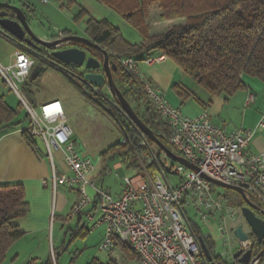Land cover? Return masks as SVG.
Wrapping results in <instances>:
<instances>
[{"label": "built area", "instance_id": "2783aa9c", "mask_svg": "<svg viewBox=\"0 0 264 264\" xmlns=\"http://www.w3.org/2000/svg\"><path fill=\"white\" fill-rule=\"evenodd\" d=\"M48 1L41 0L43 3ZM156 61L157 58L147 57L143 62L151 64ZM122 62L128 69L136 71L133 58L127 57ZM35 64V57L18 50L12 65L0 64V77L26 110L29 116L27 130L43 141L51 161L55 151L63 153L64 165L70 173H58L52 166L48 181L54 188L62 185L76 191L77 200L71 215L80 214L90 204L99 211L98 222L106 227L100 249L110 250L112 238L116 237L137 253V264H208L196 235L188 227L190 220L186 209L193 208L203 219L218 213L222 223L218 231L225 234L223 221L242 217L241 208L246 203L232 206L228 197L216 189L217 185L202 174L241 188L249 202L264 211V150L253 153L248 148L254 129L227 130L216 126L206 111L196 117L185 116L147 80H143V88L170 127L172 152L196 166L198 171L174 162L169 172L178 180L172 183L163 166L158 167L162 177H153L149 166L155 162L154 156L138 155L139 169H134L136 172L132 176L122 178L123 188L118 196H113L104 186H97L91 176L95 163L76 148L62 102L53 99L36 110L18 88L17 83L28 79ZM253 101L254 95L248 94L244 105L250 106ZM261 127H264V113L255 128ZM145 138L143 136L142 144H146ZM42 182L47 183V179ZM88 187L93 189L92 194ZM254 212L263 217L259 210ZM87 217L92 218L93 212H88Z\"/></svg>", "mask_w": 264, "mask_h": 264}, {"label": "trees", "instance_id": "16d2710c", "mask_svg": "<svg viewBox=\"0 0 264 264\" xmlns=\"http://www.w3.org/2000/svg\"><path fill=\"white\" fill-rule=\"evenodd\" d=\"M101 1L134 27L141 39L130 43L107 19L97 20L93 17L86 21L85 35L108 51L110 60L116 65L112 73L116 86L128 102L135 103V113L166 146L169 144L170 127L161 118L143 88V80H150L141 78L137 71L124 66L123 59L131 57L137 64L149 57L145 54L156 51L173 61L187 77L201 85L210 95L229 96L245 88V75L264 82V0ZM152 6L158 7L161 20L177 22L160 34H151L146 16L148 8ZM74 84L88 100L92 101L99 94L89 85ZM173 88L182 98L192 95L180 83L174 84ZM89 92L92 97L88 95ZM114 103L117 101H107L115 111L114 116L122 136L100 152L101 172L106 173L117 162L126 168L139 169L138 155L155 157V162L149 166L151 171L162 168L158 156L151 148L152 142L145 138L146 144L141 143L143 136ZM22 108L19 103V109ZM18 112V109L10 108L0 95V131L27 120L29 124L27 113L23 121L15 120ZM23 137L32 149L36 148L35 138L28 132L27 126L23 129ZM29 211L30 206L25 200L21 183L0 185V263L4 261L9 247L22 237L23 232L16 221L25 217ZM190 225L196 236L201 235L195 224L190 222ZM203 239L209 249L213 248V242L208 237ZM116 245L125 258L138 262V255L130 245L122 242ZM260 249L253 244V255ZM214 258L219 260L220 256ZM262 260L263 257L258 264ZM26 264L37 262L34 258Z\"/></svg>", "mask_w": 264, "mask_h": 264}, {"label": "rangeland", "instance_id": "374dc122", "mask_svg": "<svg viewBox=\"0 0 264 264\" xmlns=\"http://www.w3.org/2000/svg\"><path fill=\"white\" fill-rule=\"evenodd\" d=\"M9 1L14 4H29L30 7L34 9V16L31 21L32 31L35 35L47 37L49 40L67 34L85 37L84 29L89 17H93L97 20L103 18L107 19L120 30L123 38L130 43L138 42L141 38L140 33L134 27L101 0H49L47 3H43L41 0ZM158 15L159 10L157 6L148 8L146 19L151 34H160L177 22L175 20H161ZM62 46H73V43H66ZM18 49L19 48L13 43L0 36V64L3 66L12 65L15 60V53ZM98 57L101 58L100 55H98ZM41 63L43 64V70L38 77L33 81L27 79L25 82L17 83L18 88L36 110L39 109L41 104L53 99H62L66 101L65 111L68 117V125L72 129L74 126L77 128L78 133L76 136L79 150L81 153L89 156L96 165L101 161L100 152L122 136L118 128L117 119L114 116L115 111L107 104V101L112 99L108 87L105 85L100 89V93L94 96L96 97L95 99L92 101L88 100L74 84L75 82L80 85L81 82L70 76L64 70L55 68L49 63ZM92 88L95 89L94 87ZM248 89L252 90L251 88ZM239 92L240 91H236L234 93L236 95L235 98H240ZM250 93L255 96L254 90L248 92V94ZM0 95L3 96L5 103L19 110L17 117L23 119L25 112L19 109L18 97L9 89L1 77ZM88 95H90V92ZM90 96L92 97V93ZM102 97H104V99H102ZM242 99H244V95ZM234 100V104L238 109L234 110L230 125L233 126L237 124L239 126L242 113L246 110L255 108V101H253L250 106H242V104L236 102V99ZM129 103L132 108L135 107L134 102ZM114 104L118 106V102ZM143 104L144 102H142V105ZM194 104H196L194 101H190L189 105H187V109H182L183 114L189 116V113L196 109ZM27 121L23 122V124L28 127ZM35 141L37 145L42 148V140L35 137ZM167 147L173 151L170 144H168ZM151 148L158 156L160 165L167 170H165V173L168 179L172 183H175L178 177L169 172L170 166L174 161L160 151L158 146L153 142ZM53 157L57 172L60 173L64 171L65 165L60 151H55ZM154 170H150L153 172L152 175L154 178H156L157 175L162 177L158 168ZM135 172L136 171L132 168H126L124 164H122L121 168L117 169L114 168V164H112L111 168L103 175L102 183L105 187H110L113 192L118 191L122 185V178L124 176H132ZM216 189L228 197L231 205L245 204L243 198L240 197L234 189L220 186H216ZM67 209L68 206L64 210L63 215L68 213ZM186 210L190 222L195 224L202 233L210 234L216 238L213 247L219 252L221 258L225 262L230 261L231 255L233 254L230 250H236L238 246H230V238L228 235L224 237L217 236L218 226L220 224L218 213L203 219L193 208L188 207ZM98 217V214H96L95 219L97 220ZM234 222L237 223L236 220H234ZM241 222L244 224V229L250 237L254 239V235L250 232L243 218ZM241 222H239V224ZM74 223L75 220L73 219L70 225ZM59 228L60 223L58 220L55 219L53 221L52 219L47 231L19 242L13 249L20 253L19 259L14 264H23L27 255L31 253L37 257V264H90L94 261V258L99 259L103 263L112 264L108 262L109 260L106 257L108 251L102 250L99 247L103 237L100 236L103 226L95 229L91 233H87L84 237L76 234L73 235V231L69 230L67 226H65L62 231H60ZM119 255L122 259L118 260L116 264H134L133 261L125 258L120 251ZM261 264H264V256Z\"/></svg>", "mask_w": 264, "mask_h": 264}, {"label": "crops", "instance_id": "0c3cea01", "mask_svg": "<svg viewBox=\"0 0 264 264\" xmlns=\"http://www.w3.org/2000/svg\"><path fill=\"white\" fill-rule=\"evenodd\" d=\"M39 37L44 40H49V38L47 37ZM144 56L157 58V61L151 64H146L144 62L137 63L136 71L141 78L150 80L153 85L157 86L161 90L165 99L171 105L179 108L181 112L183 108L187 109V105H189L190 101H194L196 103L194 104L196 109L190 112L189 116H185L196 117L202 111H206L209 115L210 120L216 126L226 128L227 130L240 128L254 129V133L248 146L249 151L257 153L264 150V127L255 128L259 117L262 115V113H264V82L256 77L245 75L243 77V81L246 87L237 90L240 91L239 99L235 98L236 95L234 93V95L232 94L229 96L224 94L210 95L201 85L187 77L180 70V68L166 56L159 55L156 51H151ZM176 83L182 84L192 93L193 96L191 95L182 98L173 88V85ZM248 88H251L255 91V108L246 110L242 113V118L239 126L237 124L231 126L230 122L232 114L234 110L238 109L234 104V99H236V102H238V104H242L243 106L248 92L252 91ZM243 95L244 99H242ZM59 100L62 102L65 110L66 101L62 99ZM8 106L12 109H15V107L13 106ZM22 110L27 113L24 108H22ZM15 120L23 121V119L19 117H16ZM23 122H21L18 126H13L0 131V185L21 183L24 188L25 200L30 206L29 213L25 217L16 221V224L18 225L20 231L23 232L22 237L15 241L9 247L6 252L4 261L0 264L16 263L20 257V253L17 250H13L14 247L24 239H28L36 234L47 231L52 219L53 221L55 219L58 220V222L60 223V231H62L64 227L67 226L69 227V230L73 231L72 233H77L78 236L82 237L87 235V233H91L95 229L103 226L100 234V236H103L101 242L103 241L106 233L105 224L102 222H98L100 213L99 211L94 210V204H90L85 207L83 212L78 215H71L72 207L77 200L76 191L68 189L62 185H57L54 188L51 182L48 181L52 174V166H54V168L56 169L54 158L52 162L47 154L44 143L42 144V148H40L35 141V149H32L26 143L23 137V129L26 126L23 124ZM71 130V138L75 142L76 148L79 150L78 140L76 136L78 131L76 126H74L73 129L71 128ZM35 137L36 136H34V138ZM60 153L63 159V153L61 151ZM121 167L122 164L119 162L114 164V168L116 169ZM60 173L69 174L70 171H68L65 167V170L61 171ZM104 174L106 173L101 172L100 161L95 165V169L91 174L92 180L97 186H104L102 183ZM44 179H47V183L42 182ZM106 188H108L112 192V195L116 197L120 194L123 188V182L118 191L113 192L110 187ZM87 190L90 194L93 193V189L91 187H88ZM67 206L68 213L66 215H63L64 210ZM232 206L238 205L233 204ZM91 211L93 212V217L88 218L87 213ZM96 214H98L99 216L97 220L95 219ZM73 219L75 220V223L73 225H70L72 224ZM218 220L219 223L222 224L219 218ZM239 220L242 221V218L239 217L236 220L237 223L234 222V220L226 218L225 221H223L225 234H222L219 231L217 234L218 237H224L225 235H228V237L230 238L231 247L238 245L234 238L232 229L236 225H238L239 222H241ZM201 236L208 237L213 243L216 241V238L210 234H204L201 232ZM118 242L119 241L116 239V237H113V247L110 250H107L108 253L106 257L109 260L108 262L110 263H116L118 260L122 259L119 255L120 249L116 245ZM211 252L213 255L221 257L217 250L214 249L211 250ZM230 252H235V250H230ZM120 253L122 252L120 251ZM31 258L37 259V257H35L32 253L28 254L26 259L23 261V264H26ZM93 260L95 262L92 261V264H106L99 259L94 258ZM231 260L232 259L230 258V261ZM134 264H137V262H134Z\"/></svg>", "mask_w": 264, "mask_h": 264}, {"label": "water", "instance_id": "95a60500", "mask_svg": "<svg viewBox=\"0 0 264 264\" xmlns=\"http://www.w3.org/2000/svg\"><path fill=\"white\" fill-rule=\"evenodd\" d=\"M33 16L34 9L30 7L29 4H14L9 0L0 1V36L9 41H15L18 48L29 50L33 57L41 58L50 65L64 70L79 82L94 87L97 93H100L101 86L106 85L112 99L118 102L119 110L124 117L135 126L141 135L157 145L172 161L179 162L198 171L196 166L173 153L138 117L131 104L124 98L114 82L112 73L116 70V65L110 60L107 50L87 36L67 34L53 40H44L35 35L31 29ZM66 43H73V46L57 49ZM37 45L45 48L50 58L38 53ZM93 51L97 52L101 58L92 55ZM41 62L36 63L32 68L28 76L30 81L35 80L43 70V64ZM65 65L72 66L76 69H82V76L67 69ZM202 175L214 185L234 189L245 201L246 205L241 208V216L249 227L250 232L254 235V239L249 240L250 235L245 232L243 223L236 225L232 229L233 235L239 245V248L231 255V259L233 260L232 264H258L259 260L264 256V211L249 202L241 188L213 180L205 174ZM254 210H259L263 217L256 215ZM188 227L192 231L189 224ZM195 238L201 245L204 260L208 264H228L223 261L213 260L212 252L207 248L203 237L199 235ZM253 244H256L258 247L263 246L256 255L252 253Z\"/></svg>", "mask_w": 264, "mask_h": 264}, {"label": "flooded vegetation", "instance_id": "af4514ba", "mask_svg": "<svg viewBox=\"0 0 264 264\" xmlns=\"http://www.w3.org/2000/svg\"><path fill=\"white\" fill-rule=\"evenodd\" d=\"M7 40V39H6ZM9 41V40H8ZM11 43H13L15 46H17V44H16V42L15 41H10ZM37 47H38V53H40L41 55H44V56H47L48 58H50L49 57V54H48V51L45 49V48H42V47H40L39 45H37ZM67 47V46H66ZM68 47H71V46H68ZM62 48H65V46H60V47H58L57 49H62ZM19 49L20 50H22V51H24V52H26V53H28V54H30L31 55V52L29 51V50H27V49H22V48H20L19 47ZM92 55H94V56H98V53L97 52H95V51H93L92 52ZM35 61L36 62H44V63H47L46 61H44V60H42L41 58H35ZM65 67L67 68V69H69V70H71V71H73V72H75L76 74H79V75H81L82 76V69H76V68H74V67H72V66H69V65H65ZM56 68V67H55ZM105 85H103V86H101V88L100 89H102V87H104ZM252 239V238H251ZM205 243V242H204ZM200 245V244H199ZM207 246V245H206ZM238 247H237V249L239 248V245H237ZM200 247H201V245H200ZM207 248L209 249V247L207 246ZM260 248H263V246H260ZM210 251L211 250H214V247L213 248H211V249H209ZM213 255V254H212ZM215 255H213V260H215V261H223V262H225L221 257H220V259L219 260H216L215 258ZM226 263H228V264H232L233 263V261L231 260L230 262L229 261H226Z\"/></svg>", "mask_w": 264, "mask_h": 264}]
</instances>
